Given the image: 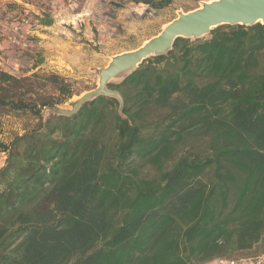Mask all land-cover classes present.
I'll use <instances>...</instances> for the list:
<instances>
[{
  "label": "trees",
  "instance_id": "1",
  "mask_svg": "<svg viewBox=\"0 0 264 264\" xmlns=\"http://www.w3.org/2000/svg\"><path fill=\"white\" fill-rule=\"evenodd\" d=\"M128 1L160 10L173 0ZM108 87L120 91L121 112L99 96L44 119L45 107L82 91L56 73L18 76L0 64V134L6 117L36 120L0 139V264H209L260 243L264 24L179 37ZM192 133L205 136L208 154L172 162ZM138 160L158 175L140 176Z\"/></svg>",
  "mask_w": 264,
  "mask_h": 264
},
{
  "label": "rangeland",
  "instance_id": "2",
  "mask_svg": "<svg viewBox=\"0 0 264 264\" xmlns=\"http://www.w3.org/2000/svg\"><path fill=\"white\" fill-rule=\"evenodd\" d=\"M28 1L29 4L20 0L0 1L1 10L5 4L12 3L8 8L17 15L26 13L28 18V24L22 27L21 33L12 28L4 29L3 32L20 42L14 44L5 36L0 37V49L6 51L7 58L3 66L18 76L27 71L59 74L70 82L73 89L83 93L97 86L99 70L108 65L112 56L140 47L160 33L180 11L195 9L202 2L211 0H173L160 10L128 0ZM37 7L45 9L38 19L34 16ZM45 17L52 19L51 27H44L42 20ZM0 20H3L1 15ZM78 96L75 94L58 108L70 110ZM160 114L161 111H155L154 116ZM35 124L36 120L30 117H6L0 139L8 142L14 133H22L26 126ZM208 152L205 136L192 133L178 145L172 162L182 155L199 154L204 157ZM5 160L6 153L0 152V168ZM134 167L142 177L158 175L156 168L143 160L136 161ZM252 256H264V237L251 250L233 252L230 258Z\"/></svg>",
  "mask_w": 264,
  "mask_h": 264
},
{
  "label": "water",
  "instance_id": "3",
  "mask_svg": "<svg viewBox=\"0 0 264 264\" xmlns=\"http://www.w3.org/2000/svg\"><path fill=\"white\" fill-rule=\"evenodd\" d=\"M264 24V0H211L202 2L201 6L180 11L178 16L168 22L162 31L151 37L140 47L112 56L107 66L99 70V81L95 88L87 90L72 103L70 110L58 107H45L43 118L47 113L72 115L82 105L99 96L114 97L123 107V97L119 90L108 87L113 80H123L139 65L151 56L167 54L179 37L197 39L208 35L213 28L221 25L252 26Z\"/></svg>",
  "mask_w": 264,
  "mask_h": 264
},
{
  "label": "built area",
  "instance_id": "4",
  "mask_svg": "<svg viewBox=\"0 0 264 264\" xmlns=\"http://www.w3.org/2000/svg\"><path fill=\"white\" fill-rule=\"evenodd\" d=\"M3 21L11 22L10 28H12V30L15 32L20 31L21 33L22 27L28 24L27 14L24 13L16 15V12H10L3 20H0V37L5 36L11 43L19 44L20 40H17L16 37L9 36L3 32L4 29L1 27ZM24 45L27 46L26 43H24ZM0 64H3L2 58H0ZM211 264H264V256H252L241 259L218 257L211 261Z\"/></svg>",
  "mask_w": 264,
  "mask_h": 264
}]
</instances>
